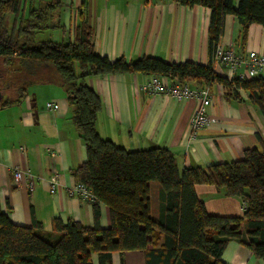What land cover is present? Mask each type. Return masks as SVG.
<instances>
[{"label":"crops","instance_id":"0c3cea01","mask_svg":"<svg viewBox=\"0 0 264 264\" xmlns=\"http://www.w3.org/2000/svg\"><path fill=\"white\" fill-rule=\"evenodd\" d=\"M51 1L62 4L61 12L52 21L57 27L50 28L60 33L59 42L71 39L84 14L93 28L96 51L111 60L123 56L132 61L153 56L170 63L191 61L204 65L212 60L211 11L206 6H186L172 0H31L29 4L37 6ZM241 30L236 15H227L220 44L240 55L252 50L264 53V26L251 24L246 40L242 39ZM18 67L17 62L0 59V69L6 70L9 80L12 79L0 98V210L16 225L32 226L37 220L42 225L41 233L51 239L57 236L56 218L63 222L73 219L92 227L93 202L67 192L79 181L75 170L86 161L87 151L73 122L74 107L68 102L66 88L57 82H31L21 101L2 106L6 99L17 94ZM212 67L228 79L237 76L223 63L212 60ZM150 78L151 74L143 72L85 78L101 97L96 129L102 137L130 151L167 148L181 170L232 162L242 159L248 148L262 149L264 114L249 101L247 91H239L242 100H229L221 83H211L208 87L212 104L207 108L210 124L192 134L190 122L197 101L149 94L142 85ZM173 81L167 78V83ZM49 101L58 102L59 108L49 110L46 107ZM14 166L23 172L19 183L11 170ZM55 173L60 175V183L52 191ZM150 187L151 213L157 219L159 185L151 182ZM195 190L210 214L244 213L240 196H229L223 189L206 183L196 184ZM99 208L100 227L107 229L111 225L110 209L102 202ZM91 258L93 264H146L143 250L112 252L106 263L100 261L97 252ZM222 259L227 264H264V260L254 257L236 240L228 243Z\"/></svg>","mask_w":264,"mask_h":264},{"label":"trees","instance_id":"16d2710c","mask_svg":"<svg viewBox=\"0 0 264 264\" xmlns=\"http://www.w3.org/2000/svg\"><path fill=\"white\" fill-rule=\"evenodd\" d=\"M30 1L0 0V59L17 62L15 76L20 84L16 96L6 99L2 106L21 101L31 82L51 81L65 86L68 102L74 107L73 122L86 145L87 159L76 168L75 175L95 195L94 226L56 218L57 236L51 239L41 233L42 225L37 220L32 226L16 225L0 210V264H93V252L106 263L112 252L127 250H143L146 264H227L222 256L231 240L264 260L263 138L262 149L248 148L242 159L181 170L167 148L130 151L102 137L96 129L101 97L85 82L90 75L135 72L199 87L219 82L227 99L240 101L239 91L245 90L249 101L264 114V73L228 79L214 71L213 57L206 65L170 63L153 56L111 60L96 51L93 28L84 14L67 42L38 40L39 33L57 27L52 21L62 4L51 1L34 6ZM172 1L210 8L212 56L224 34L227 15H236L244 40L251 24L264 26V0ZM10 14L14 15L12 24L7 19ZM0 75L4 85L12 80L6 70L0 69ZM151 182L159 185L157 219L151 213ZM198 183L212 184L229 196L242 197L246 202L243 215L208 213L196 194ZM101 202L110 209L111 225L107 229L100 227Z\"/></svg>","mask_w":264,"mask_h":264},{"label":"built area","instance_id":"2783aa9c","mask_svg":"<svg viewBox=\"0 0 264 264\" xmlns=\"http://www.w3.org/2000/svg\"><path fill=\"white\" fill-rule=\"evenodd\" d=\"M213 60L225 64L239 78H250L264 73V53L250 51L247 55L236 53L233 48H226L220 43L214 50ZM166 76H152L142 89L149 94H166L178 99L193 98L197 101V107L191 118L190 126L192 134L209 126L211 118L207 112L208 106L212 104V94L208 87H199L192 85L190 82H179L174 80L172 83H167ZM49 110H57L58 102L49 101L46 103ZM15 182L19 183L23 172L19 166L11 168ZM60 183V175L55 173L51 179L52 191L55 190L57 184ZM33 188V184L31 183ZM69 195L78 196L82 199L94 202L96 200L92 190L82 181H78L75 186L67 188ZM242 208L245 210L246 202H242Z\"/></svg>","mask_w":264,"mask_h":264},{"label":"rangeland","instance_id":"374dc122","mask_svg":"<svg viewBox=\"0 0 264 264\" xmlns=\"http://www.w3.org/2000/svg\"><path fill=\"white\" fill-rule=\"evenodd\" d=\"M13 17H14L13 14L8 15V17H7L8 22L10 24H12ZM59 34L60 33H57L56 31L48 29L46 31H43V32L39 33L37 39L38 40H54V41H57L59 39L58 38Z\"/></svg>","mask_w":264,"mask_h":264},{"label":"water","instance_id":"95a60500","mask_svg":"<svg viewBox=\"0 0 264 264\" xmlns=\"http://www.w3.org/2000/svg\"><path fill=\"white\" fill-rule=\"evenodd\" d=\"M5 87L7 88V85H4V83L2 82V79H1V75H0V98H3V96H4L2 91Z\"/></svg>","mask_w":264,"mask_h":264}]
</instances>
